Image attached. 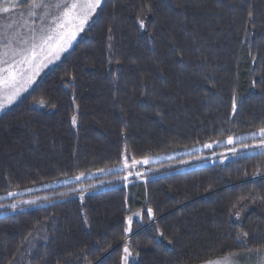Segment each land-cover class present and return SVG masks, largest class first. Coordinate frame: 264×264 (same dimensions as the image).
Wrapping results in <instances>:
<instances>
[{
  "label": "trees",
  "instance_id": "1",
  "mask_svg": "<svg viewBox=\"0 0 264 264\" xmlns=\"http://www.w3.org/2000/svg\"><path fill=\"white\" fill-rule=\"evenodd\" d=\"M261 129L264 0H102L0 115V196ZM125 247L127 264L264 250V152L0 217V264H125Z\"/></svg>",
  "mask_w": 264,
  "mask_h": 264
},
{
  "label": "rangeland",
  "instance_id": "2",
  "mask_svg": "<svg viewBox=\"0 0 264 264\" xmlns=\"http://www.w3.org/2000/svg\"><path fill=\"white\" fill-rule=\"evenodd\" d=\"M44 2L52 5V7L47 10L42 8L33 10L30 7V0H26V2L24 0H0V7L10 8L9 13L0 12V59L11 61L10 56L4 55V45L9 37L13 38V48L25 47V45L19 44L17 41L19 39H29L33 34L30 29L39 30L42 26L51 25L53 16L62 15V10H58L55 6L64 2L71 4L73 0H44ZM99 6L84 24L83 30L79 31L75 39H72L71 43L66 45L65 51L61 52L58 58L51 57L49 60H44L39 70L32 77L31 84L26 86L11 103L6 99L9 89L0 85V103L3 104V108L0 109V115L14 107L35 88L46 73L60 64L91 27ZM33 11L35 14H32ZM45 11L50 13V15L45 16ZM8 67L9 63H0V68L7 69ZM21 67L27 69L26 65ZM6 74V72L0 73V75ZM231 139L232 143L228 142L229 139H225L193 148L178 149L142 160H135L129 153L125 152L122 163L113 168L39 185L13 194L1 195L0 217L77 198L80 195L94 194L120 186L129 187L135 183L146 182L149 179L169 176L205 166L223 164L229 160L264 152V136L261 135L260 131ZM205 145L210 146L205 147ZM12 205H15V207H12ZM211 261L216 262V264H224L225 261H227V264H264V250L241 253L234 257L219 258ZM203 264H207V262Z\"/></svg>",
  "mask_w": 264,
  "mask_h": 264
},
{
  "label": "snow or ice",
  "instance_id": "3",
  "mask_svg": "<svg viewBox=\"0 0 264 264\" xmlns=\"http://www.w3.org/2000/svg\"><path fill=\"white\" fill-rule=\"evenodd\" d=\"M100 3L101 0H83V2L81 0H73L71 4L67 2L57 4L55 7L58 10H62V15L53 16L52 24L49 26H42L39 30L30 29L33 34L29 39H19L17 41L19 44L25 45V47L13 48V38L9 37L7 39L4 45V55L10 56L11 61L0 59V63H9L7 69L0 68V73H7L6 75H0V85L9 89V94L6 97L9 103L26 86L31 84L32 77L39 70L44 60H49L51 57L58 58L59 54L65 51L66 45L70 44L77 33L83 30L84 24ZM30 7L33 10L41 8L47 10L52 5L46 4L44 0H32ZM0 12L9 13L10 8L0 7ZM32 14H35V12L33 11ZM44 14L45 16L50 15L47 11ZM249 15L251 16V13ZM143 26L141 21V27ZM25 65L27 69L21 67ZM2 108L3 104L0 103V109ZM73 123H75V117H73ZM260 132L264 136V129H261ZM228 142L232 143V139L229 138ZM209 146L205 145V147ZM12 207H15V205H12ZM151 214L152 211L149 209L148 215ZM129 220L131 221V218ZM124 252V260L125 264H127V259L131 253L127 247L124 248ZM207 264H216V262L209 261ZM224 264H227V261Z\"/></svg>",
  "mask_w": 264,
  "mask_h": 264
}]
</instances>
